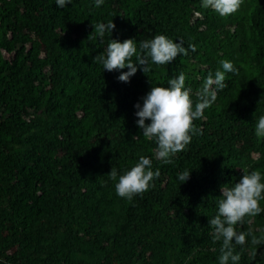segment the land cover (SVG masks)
Listing matches in <instances>:
<instances>
[{
  "label": "trees",
  "instance_id": "16d2710c",
  "mask_svg": "<svg viewBox=\"0 0 264 264\" xmlns=\"http://www.w3.org/2000/svg\"><path fill=\"white\" fill-rule=\"evenodd\" d=\"M110 20L115 29L100 42L95 25ZM161 34L187 54L149 61L127 83L94 59L109 39L133 38L146 56L140 43ZM223 60L236 72L193 121L191 142L172 163L157 160L134 105L180 73L195 104ZM260 117L264 0H241L224 16L204 0H72L63 9L0 0V264H219L208 220L221 186L264 174ZM142 155L159 172L152 187L117 196L111 170L123 174ZM235 228L246 234L234 243L239 264H264V212Z\"/></svg>",
  "mask_w": 264,
  "mask_h": 264
},
{
  "label": "clouds",
  "instance_id": "9594fccd",
  "mask_svg": "<svg viewBox=\"0 0 264 264\" xmlns=\"http://www.w3.org/2000/svg\"><path fill=\"white\" fill-rule=\"evenodd\" d=\"M72 0H55L59 9L71 5ZM104 0H94V6L99 7ZM241 0H204V7L215 9L221 16L235 12ZM115 29L112 20L107 23L99 22L95 25V34L100 42L108 38ZM141 50H147L145 56L138 51L136 40L128 38L122 42L109 39L102 55L97 59L103 71H118V80L129 82L130 78L139 70H149V61L156 65L171 63L179 55H186L187 50L181 41H173L161 34L140 43ZM136 57L133 62L132 58ZM127 71H120L122 69ZM236 68L231 61L220 62V69L210 75L198 94V102L194 104L191 89L185 86V75L168 79L167 86H151L150 90L141 97L142 103L134 105L135 123L141 130L142 136L155 142V158L163 163H172L176 153L184 150L191 142L194 129L193 121L201 118L203 110L216 99V93L225 87L227 73H235ZM147 121V123H146ZM257 134H264V117L256 123ZM159 175L153 170V161L149 156H140L138 161L123 174L111 170L109 176L115 180L117 196L131 200L135 195L146 192L152 187V182ZM190 175L189 170L178 174V180L185 182ZM221 186V198L217 201L215 215L208 220L212 227V238L221 241L222 246L218 257L219 264H239L240 255L234 252V243L244 245L246 234L237 232L235 226L243 221L245 216H255L264 212L260 201L264 200V174L258 170L242 174L233 185ZM255 243V239L253 240Z\"/></svg>",
  "mask_w": 264,
  "mask_h": 264
}]
</instances>
